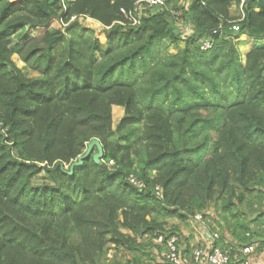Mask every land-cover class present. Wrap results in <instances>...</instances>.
Instances as JSON below:
<instances>
[{
	"label": "trees",
	"instance_id": "obj_1",
	"mask_svg": "<svg viewBox=\"0 0 264 264\" xmlns=\"http://www.w3.org/2000/svg\"><path fill=\"white\" fill-rule=\"evenodd\" d=\"M138 1L0 0V264H142L144 236L198 213L232 254L264 245V0H168L131 25ZM93 138L101 161L69 172Z\"/></svg>",
	"mask_w": 264,
	"mask_h": 264
},
{
	"label": "built area",
	"instance_id": "obj_2",
	"mask_svg": "<svg viewBox=\"0 0 264 264\" xmlns=\"http://www.w3.org/2000/svg\"><path fill=\"white\" fill-rule=\"evenodd\" d=\"M238 8L242 9L245 0H236ZM168 0H141L138 1L133 8L126 10L121 8L120 12L131 25L140 23V16L145 7H163ZM234 30L238 26H232ZM212 45L210 39L201 41L200 47L208 49ZM129 181L137 187H142L143 184L137 181L133 176L129 177ZM206 215V214H205ZM191 229V235L186 240L182 235L170 232H161L149 237L144 236L151 243L149 258L151 263L155 257L156 262L163 264H232L237 259L239 264H264V250L262 260L256 259L258 255L259 242L253 241L241 245L237 248L236 253L232 254L230 249H224L215 245V240L219 236L220 229L215 226L214 220L207 215L203 217L198 213L188 219Z\"/></svg>",
	"mask_w": 264,
	"mask_h": 264
},
{
	"label": "rangeland",
	"instance_id": "obj_3",
	"mask_svg": "<svg viewBox=\"0 0 264 264\" xmlns=\"http://www.w3.org/2000/svg\"><path fill=\"white\" fill-rule=\"evenodd\" d=\"M180 2H182V0H180ZM235 9H236V7L233 6L231 8V12L232 13L234 12L235 14H238V12ZM81 21H82V23L84 25H89V26H92L93 25V23L90 20H88L87 18L86 19H81ZM175 24H176V27L183 32V35H188L192 31L191 30L192 28H191V26L188 23H185L183 21L177 20ZM51 26L58 27V26H60V23H59V21L53 20ZM92 27L96 31H100L101 28H102L101 25L100 26L93 25ZM41 31L42 30H36L32 34L33 35H38V34L41 33ZM239 39H247V38L245 36H240ZM251 42H252V39H247V44H245V45H239L238 46V49L240 51V57H241V59L243 61L245 60V53L250 48ZM179 45H183V43L180 42ZM172 50H175V49L172 48ZM12 59L16 63V65L18 67H20L26 74H29V75H34L35 74V73L31 72V71H28L27 72V69L24 67L23 62L20 60V58H19V56L17 54H13L12 55ZM112 115H113V123L115 125L119 121V119L122 117V115H123V109L121 107H119V106H114L113 109H112ZM171 222L172 223H178L177 220H172ZM186 222L185 223H182L181 225H183L184 229L186 227L190 229V225L188 223H186ZM130 257H131V253H129V252L125 251V250H122V249H119L118 250V249L111 248V249L108 250V253H107V264L108 263H111V261L113 259H115L117 262L123 263L126 259H129ZM149 260L150 259H148L147 256H143L142 264H154V263H151V261H149ZM153 262H156L155 257L153 258Z\"/></svg>",
	"mask_w": 264,
	"mask_h": 264
},
{
	"label": "water",
	"instance_id": "obj_4",
	"mask_svg": "<svg viewBox=\"0 0 264 264\" xmlns=\"http://www.w3.org/2000/svg\"><path fill=\"white\" fill-rule=\"evenodd\" d=\"M177 32V30H175ZM95 148L96 152L93 153L92 159L94 162L99 163L103 156V147L99 140L97 138H93L90 140V142L87 144L86 149L83 154L79 155L75 161H73L69 166V172H72V169L75 165L81 164L84 160V158L88 157L92 151V149Z\"/></svg>",
	"mask_w": 264,
	"mask_h": 264
},
{
	"label": "crops",
	"instance_id": "obj_5",
	"mask_svg": "<svg viewBox=\"0 0 264 264\" xmlns=\"http://www.w3.org/2000/svg\"><path fill=\"white\" fill-rule=\"evenodd\" d=\"M88 20H90L92 23H93V25H95V26H100L101 24L100 23H98L97 21H95V20H92V19H90V18H87ZM92 25V26H93ZM87 26H89V25H87ZM92 26H89V27H92ZM93 28V27H92ZM192 30V29H191ZM247 40V39H246ZM247 44V43H246ZM208 215V214H207ZM212 217H214V215L212 216ZM215 218V217H214ZM186 223H188V221L186 222ZM173 224H178V226H179V231L181 232V234H183V236L184 237H186L185 239L186 240H188L187 239V237H189L190 235H191V229H189V228H185L184 229V227H183V225H181V224H179V223H173ZM189 224V223H188ZM181 225V226H180ZM215 226H216V223H215ZM218 227V226H217ZM219 228V227H218ZM220 229V228H219ZM264 250V245H260L259 246V249H258V255L256 256V259H258V260H262V256H261V254L260 253H262L261 251H263Z\"/></svg>",
	"mask_w": 264,
	"mask_h": 264
}]
</instances>
